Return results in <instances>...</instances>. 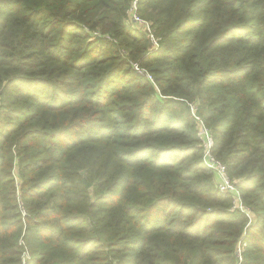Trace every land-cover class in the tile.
<instances>
[{
  "label": "trees",
  "instance_id": "16d2710c",
  "mask_svg": "<svg viewBox=\"0 0 264 264\" xmlns=\"http://www.w3.org/2000/svg\"><path fill=\"white\" fill-rule=\"evenodd\" d=\"M133 1L0 0V264H264V0Z\"/></svg>",
  "mask_w": 264,
  "mask_h": 264
},
{
  "label": "built area",
  "instance_id": "2783aa9c",
  "mask_svg": "<svg viewBox=\"0 0 264 264\" xmlns=\"http://www.w3.org/2000/svg\"><path fill=\"white\" fill-rule=\"evenodd\" d=\"M131 11L132 15L129 16V12ZM127 16L129 17V20L135 24H140L143 26V28L137 27L144 31L147 36L149 37V40L151 42L152 47L158 46L159 38L156 37L152 32L150 28V24L148 21L142 19L137 14V0H134L130 6V8L127 11ZM139 71L142 72V70L139 69ZM144 72V71H143ZM149 80H153L152 76L149 75L147 72H145ZM161 97H163L161 95ZM190 112L193 116L196 131L198 138L200 140V146L203 150V162L205 165L210 167L213 171L214 176H216L217 180L214 181L217 188L221 192H230L234 195V204L232 208H240L241 210L245 211L248 215L251 214L250 210L244 206L239 198V192L237 188L235 187L234 182L229 178L225 165L214 155L213 153V145H214V137L209 129V127L206 126L203 119L201 118L199 112H198V102L192 101L188 102ZM16 180L18 181V177L15 176ZM241 250L242 247L239 245L237 248V257L238 260H241ZM28 253L23 252L22 254V264H26V260L28 258Z\"/></svg>",
  "mask_w": 264,
  "mask_h": 264
},
{
  "label": "rangeland",
  "instance_id": "374dc122",
  "mask_svg": "<svg viewBox=\"0 0 264 264\" xmlns=\"http://www.w3.org/2000/svg\"><path fill=\"white\" fill-rule=\"evenodd\" d=\"M128 14H129V16L132 15L131 11H130ZM126 22H127L128 25H130V26H132V27H136V26H137V27L143 28V26L140 25V24H137V25L135 26V24H133V23L129 20V17H128V16H127V18H126ZM170 106H171V107H170L171 111H173V113L177 116V118H179L180 115H181L180 106H177L176 104H171Z\"/></svg>",
  "mask_w": 264,
  "mask_h": 264
},
{
  "label": "crops",
  "instance_id": "0c3cea01",
  "mask_svg": "<svg viewBox=\"0 0 264 264\" xmlns=\"http://www.w3.org/2000/svg\"><path fill=\"white\" fill-rule=\"evenodd\" d=\"M217 180V178H216V176H214V181H216ZM236 180V179H235Z\"/></svg>",
  "mask_w": 264,
  "mask_h": 264
}]
</instances>
